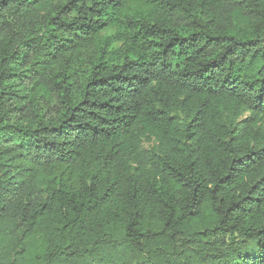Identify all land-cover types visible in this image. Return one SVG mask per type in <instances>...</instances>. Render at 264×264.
I'll use <instances>...</instances> for the list:
<instances>
[{"label":"trees","instance_id":"1","mask_svg":"<svg viewBox=\"0 0 264 264\" xmlns=\"http://www.w3.org/2000/svg\"><path fill=\"white\" fill-rule=\"evenodd\" d=\"M0 264H264V0H0Z\"/></svg>","mask_w":264,"mask_h":264},{"label":"rangeland","instance_id":"2","mask_svg":"<svg viewBox=\"0 0 264 264\" xmlns=\"http://www.w3.org/2000/svg\"><path fill=\"white\" fill-rule=\"evenodd\" d=\"M150 146H151L150 143H147V142L144 143V147L148 148V147H150Z\"/></svg>","mask_w":264,"mask_h":264}]
</instances>
